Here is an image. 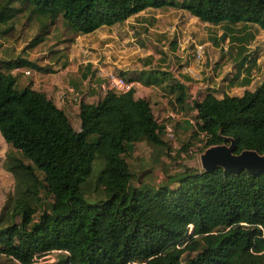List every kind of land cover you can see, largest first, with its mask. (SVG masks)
<instances>
[{"label":"trees","instance_id":"obj_1","mask_svg":"<svg viewBox=\"0 0 264 264\" xmlns=\"http://www.w3.org/2000/svg\"><path fill=\"white\" fill-rule=\"evenodd\" d=\"M165 7L212 26L264 30V0H0V37L12 29L4 32L1 25L19 13L42 28L60 18L65 31L82 36ZM22 68L45 71L23 59H0V136L10 148L4 169L13 179L10 203L0 214V264H34L52 254L51 264H264V172L183 168L152 189L127 158L138 144L160 156L170 148L165 125L147 100L135 98L134 87L80 102L76 131L45 94L30 85L16 90L13 71ZM119 77L161 89L187 108L186 88L166 73ZM191 110V137L204 142L203 151L229 138L235 155L264 154V77L241 97L217 99L208 92Z\"/></svg>","mask_w":264,"mask_h":264},{"label":"rangeland","instance_id":"obj_2","mask_svg":"<svg viewBox=\"0 0 264 264\" xmlns=\"http://www.w3.org/2000/svg\"><path fill=\"white\" fill-rule=\"evenodd\" d=\"M11 8L14 12L21 9L16 3ZM29 20L19 13L1 25L4 32L8 27L12 29L0 37V59H23L49 72L14 70L13 74L18 77L17 91L31 82L37 88L50 79L58 82L67 76L76 77L86 67L90 68L92 79L87 81L84 91L79 93L76 87L64 83L59 91L52 93L53 99L79 105L89 98L92 89L97 96H102L107 82L124 72L132 75L131 72L159 71L184 85L188 96L184 110L175 103L174 97H168L161 89L135 86V98L147 100L157 121L171 127V136H164L170 148L168 156L165 152L160 156L147 145L138 144L127 158L136 177L152 189L183 168L202 170L199 157L204 152V142L202 138L199 142L191 137L195 126L192 101L200 100L208 92H213L217 99L223 95L241 97L245 91L257 89L264 77V30L253 24L212 26L172 7L148 9L123 24L82 36L65 31L60 18L46 28L39 26L34 18ZM166 83H169L168 76ZM67 90L77 94L75 100L66 96ZM97 100V97L88 99L92 103ZM67 116L77 130V116L71 112ZM188 142L192 143L188 152L177 157ZM9 151L0 136V214L9 205L13 190V179L4 169ZM55 259L56 255L52 254L38 258L34 264H51Z\"/></svg>","mask_w":264,"mask_h":264},{"label":"water","instance_id":"obj_3","mask_svg":"<svg viewBox=\"0 0 264 264\" xmlns=\"http://www.w3.org/2000/svg\"><path fill=\"white\" fill-rule=\"evenodd\" d=\"M225 145L210 147L199 157L201 169L204 172L222 168L229 173H239L244 170L253 175L264 172V154L258 155L253 151H243L239 155L234 154V141L224 139Z\"/></svg>","mask_w":264,"mask_h":264},{"label":"crops","instance_id":"obj_4","mask_svg":"<svg viewBox=\"0 0 264 264\" xmlns=\"http://www.w3.org/2000/svg\"><path fill=\"white\" fill-rule=\"evenodd\" d=\"M86 69L87 70H84V72L82 74H80V75H78L76 77L72 76V77L68 78V76H67L66 78H62V79L60 78L58 80V82L56 80H54L55 78L52 79V80L50 79V80L47 81V84L39 85L37 88L34 86L33 82H31L29 85L31 86V88L33 90L41 92V93L45 94L48 98L52 99L54 104L57 106V108H59L60 110L65 112L66 115H68L71 112V113H74L77 116V114H78V106L79 105H73L67 99H66L67 101L58 102V101L53 99L52 93L54 91H59V89L61 88V85H63L64 83H68V84L70 83L73 87H76V91H78L79 93L84 91L87 81H89V79L90 80L92 79V74H89L90 68L86 67ZM140 72H138V73H140ZM131 73H135V72H131ZM128 74H130V73H128ZM48 77L49 76H47V78ZM72 80H74V81H72ZM94 81H98V79L95 78ZM135 86L142 87V86H140L138 84H133L134 88H135ZM143 88H145V87H143ZM151 89H156V88H151ZM96 90H97V88H96ZM92 91H93V89L89 92V98H86V100H83L82 102L88 103V104H93L92 102H89L88 99L92 100L94 97L98 98L99 96H97L95 94V92H92ZM78 129H79V127H78Z\"/></svg>","mask_w":264,"mask_h":264},{"label":"built area","instance_id":"obj_5","mask_svg":"<svg viewBox=\"0 0 264 264\" xmlns=\"http://www.w3.org/2000/svg\"><path fill=\"white\" fill-rule=\"evenodd\" d=\"M26 74H28V73H26ZM107 83H108L107 90L102 88L104 90V92L113 91L115 93H125V92H128L133 87V84H128L127 82H125L120 77L119 78H112ZM65 94H66V96H71L72 98H74V100H75V97L77 96V94H75L73 90H67L65 92ZM170 128L165 125L166 136H171L170 135V133H171Z\"/></svg>","mask_w":264,"mask_h":264}]
</instances>
